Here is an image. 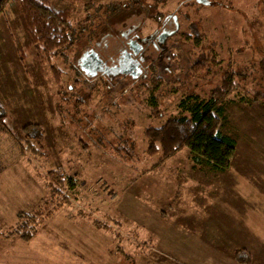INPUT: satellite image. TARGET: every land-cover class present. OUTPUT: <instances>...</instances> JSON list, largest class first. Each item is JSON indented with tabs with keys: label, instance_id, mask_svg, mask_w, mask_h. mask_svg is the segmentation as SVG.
Listing matches in <instances>:
<instances>
[{
	"label": "rangeland",
	"instance_id": "374dc122",
	"mask_svg": "<svg viewBox=\"0 0 264 264\" xmlns=\"http://www.w3.org/2000/svg\"><path fill=\"white\" fill-rule=\"evenodd\" d=\"M48 1L82 22L94 18L80 26L67 60H48L21 6H0V264H240L234 254L242 250L250 264H264V0ZM114 4L135 6L97 40ZM132 29L139 67L107 81L80 72L97 43L103 57L128 62ZM152 66L163 84L143 89ZM226 77L237 89L222 130L238 143L230 169L196 167L186 149L166 163L151 155L146 132ZM30 124L43 131L41 155L26 145ZM52 171L75 186L53 215L45 206ZM40 212L43 226L21 241L19 215Z\"/></svg>",
	"mask_w": 264,
	"mask_h": 264
},
{
	"label": "trees",
	"instance_id": "16d2710c",
	"mask_svg": "<svg viewBox=\"0 0 264 264\" xmlns=\"http://www.w3.org/2000/svg\"><path fill=\"white\" fill-rule=\"evenodd\" d=\"M4 1H12L11 3H18L21 6L32 43L48 60L52 58L67 60L64 53L75 47L81 35L80 26L92 23L94 18L88 15L82 22L73 17L72 10L59 11L50 6L48 0L42 2L39 0H0V6ZM89 5L91 8V4ZM134 6V4L112 5L108 18H104L106 19L105 26L97 40L111 33L113 28H111L110 22L114 18L122 13H128ZM159 23H161V19H159ZM92 35L93 32H90L89 37ZM196 37H199V34ZM162 84L163 77L158 74L155 67H152L149 83L140 85V87L151 90L152 86L160 88ZM105 86L108 88V83H105ZM236 90L233 79L226 77L222 86L213 90L205 98L195 94L188 95L180 104L181 114L178 118H173L167 121L164 126L152 128L146 132L150 141L149 153L151 155L161 154L160 162L166 163L186 149L196 167H206L217 174L226 173L231 167L238 143L233 136L222 131L223 120H226L224 117L225 106ZM152 107H156V105L152 104ZM3 112L4 109L0 105V118H4ZM24 133L29 151H34L33 153L37 154L39 151L35 142L42 144L41 140L44 135L42 129L37 125L30 124L24 128ZM39 155H41L40 152ZM45 183L51 193V199L45 203V206L52 207L51 215H53L71 203L65 195L66 189L71 185L59 172L53 171L48 174ZM42 216L43 212L29 217L19 215L21 221L17 234L21 241L28 243L33 240L38 227L44 224V220L40 218ZM30 222L32 223L31 228L27 225ZM234 258L240 264L251 263V253L247 250L236 252Z\"/></svg>",
	"mask_w": 264,
	"mask_h": 264
},
{
	"label": "flooded vegetation",
	"instance_id": "af4514ba",
	"mask_svg": "<svg viewBox=\"0 0 264 264\" xmlns=\"http://www.w3.org/2000/svg\"><path fill=\"white\" fill-rule=\"evenodd\" d=\"M138 40L139 38L135 36V29L130 30V33L126 35L123 44V53L125 55L128 53L130 54L131 51L134 54V57H132V55L128 56V62L122 60L123 54L121 55L122 58L118 59V61H116L114 57H108V58L103 57V54L99 52L101 46L100 44H97L95 49H91L90 51L85 53L81 58L80 64L84 65L86 68V71H83L80 65L81 72L85 76L90 77L92 79L100 76L101 78H104L107 81V78L110 77V73L113 74L114 71L121 72V70H124L127 66H130L131 68L139 67L141 63L137 59L139 58V55H141L142 48L139 45ZM160 40L161 41L163 40V36L160 38ZM125 44L128 45V48L125 47ZM94 52L97 54V57L96 55L94 57H90ZM85 58L86 60L82 64V60ZM116 64H118V66ZM152 67H150L148 70L149 72L148 76L144 77V79L146 78V81L147 80L150 81L151 79ZM94 73L96 76H93ZM160 75L163 76L161 73ZM123 78H126V76H123ZM146 81H143L141 85L146 84L147 83Z\"/></svg>",
	"mask_w": 264,
	"mask_h": 264
},
{
	"label": "water",
	"instance_id": "95a60500",
	"mask_svg": "<svg viewBox=\"0 0 264 264\" xmlns=\"http://www.w3.org/2000/svg\"><path fill=\"white\" fill-rule=\"evenodd\" d=\"M95 55H96V57H97V54L94 52L90 57H94ZM85 60H86V58L82 60V64L85 62ZM81 67H82V70H83V71H86V68H85L84 65H81ZM90 76H91V75H90ZM93 76H96L95 73H94Z\"/></svg>",
	"mask_w": 264,
	"mask_h": 264
}]
</instances>
